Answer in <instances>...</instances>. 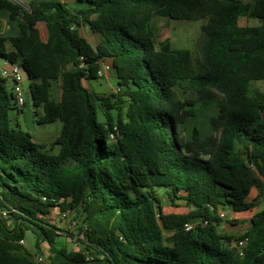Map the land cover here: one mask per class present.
<instances>
[{
  "label": "trees",
  "instance_id": "16d2710c",
  "mask_svg": "<svg viewBox=\"0 0 264 264\" xmlns=\"http://www.w3.org/2000/svg\"><path fill=\"white\" fill-rule=\"evenodd\" d=\"M29 5L0 0L19 29L0 36V60L18 64L29 80L33 106L43 111L36 122L60 121L62 130L46 144L15 128L19 105L0 77V264H36L21 244L28 232L38 254L48 245L51 264H264V209L254 212L249 202L254 190L264 196V92L250 91L264 81V0ZM158 18L208 20L198 69L191 51L158 41ZM241 18L258 24L242 26ZM85 26L97 32L95 47ZM106 61L117 77L109 94L88 85L102 78ZM179 91L191 97L183 103ZM214 102L210 133L183 136L187 121ZM181 204L186 213L166 209ZM72 212L82 218L77 234L53 220ZM225 221L249 225L234 235L219 231Z\"/></svg>",
  "mask_w": 264,
  "mask_h": 264
},
{
  "label": "rangeland",
  "instance_id": "374dc122",
  "mask_svg": "<svg viewBox=\"0 0 264 264\" xmlns=\"http://www.w3.org/2000/svg\"><path fill=\"white\" fill-rule=\"evenodd\" d=\"M24 1L29 3V0ZM247 1L251 2L252 0ZM3 14H5V12L0 11V18ZM155 23L159 29L158 41L169 39L173 49H185L191 51L193 55V65L195 69H198L196 63V51L201 43V26L206 25L208 23V20L204 19L200 21H182L158 18ZM257 24V21L252 19H240V25L242 26ZM4 26V22L0 20V36L5 37L8 35L19 34V29L17 26L13 25V28L8 29L6 32ZM42 31H44V36H46L44 28H42ZM82 35L88 40L91 45H93L94 47L96 46L98 36L93 26L83 28ZM106 63L108 65H111V61H106ZM8 84L12 85L11 82H8ZM88 85L93 91H100L106 94L112 93L117 88V77L114 68H110L109 72L105 77L99 78L97 80H90L88 82ZM255 90L264 92V81L252 82L250 85V91L251 93H253ZM23 91L26 99V105L25 107L19 106V109H14L11 112L12 125L15 128H20L24 131L30 132L33 135V140L36 143H52L54 139L60 134L62 130V123L58 121L46 125L38 124L36 122L38 117L35 113L38 112L39 115H42L43 111L41 108L36 109L33 106L32 97L29 89V80L27 78H25L23 81ZM53 96L57 99L60 98V82L54 84ZM179 97L182 99V102L185 103V100L187 98H190L191 94H183L179 91ZM215 106H217V102L213 103L212 108L199 109V111L197 112V116L193 119L188 120L184 127H182V135L186 138H189L190 136H192L194 129H196V131L202 136L208 135L210 133L209 120L212 116H215L218 113V109ZM99 120L102 121L101 116H99ZM57 152L58 149H56V151H54L53 153ZM159 193L163 194L164 189H159ZM252 201L255 202V204L257 205L254 212L261 211L264 209V196L261 193H253L249 198V202ZM168 211H176L180 213L182 210L168 209ZM248 216H251V214H248ZM81 221L82 218L80 217V215L75 212H72L68 215V218L65 221L59 222V224L60 227L69 230L73 234H77L79 232V227L82 225ZM242 226L243 225H240V227H232L228 224V222L225 221L219 231L228 234L240 235V233L245 230L244 226L243 229L241 228ZM35 241V236L31 232H28L26 234V238L23 244L26 249L34 255L38 254V251L35 248ZM66 244L69 249H72L74 245L72 242H67ZM41 247L43 249L42 254L47 255L49 253L48 245L44 243Z\"/></svg>",
  "mask_w": 264,
  "mask_h": 264
},
{
  "label": "built area",
  "instance_id": "2783aa9c",
  "mask_svg": "<svg viewBox=\"0 0 264 264\" xmlns=\"http://www.w3.org/2000/svg\"><path fill=\"white\" fill-rule=\"evenodd\" d=\"M14 3L18 4L25 10H30V5L29 3L25 2L24 0H12ZM5 65L9 66V69H0V77L7 79L12 83L13 86V91L17 100V104L19 106H24L26 104V99L23 91V81H24V75L20 69V66L18 64H13L9 65L8 63L5 62ZM110 70V65H108L106 62L102 63V66L99 71V75L102 77H105L107 73ZM1 214L6 217L7 216V211L2 210ZM224 217V214L221 215ZM68 217V214H61L58 215L57 217H54L53 220L55 219V222H62L65 221ZM186 230H192L194 229L193 224H186L185 225ZM21 244H24V240L21 241ZM245 240H240L237 244V249L239 253L242 255L243 253V248L245 247ZM33 259L36 262V264H51L48 256L45 254H33Z\"/></svg>",
  "mask_w": 264,
  "mask_h": 264
},
{
  "label": "crops",
  "instance_id": "0c3cea01",
  "mask_svg": "<svg viewBox=\"0 0 264 264\" xmlns=\"http://www.w3.org/2000/svg\"><path fill=\"white\" fill-rule=\"evenodd\" d=\"M29 1H31V0H29ZM60 1H63V0H60ZM64 1H65V2H71L72 0H64ZM0 20H1L2 22H4V24H5V26H4V28H5V32H6L8 29H12V28H13V25H14V24H12V23L9 21V16H8V13H7V12H5V14H3V15L1 16ZM86 27H88V26H85V27H83V28H86ZM42 28H45L43 24L40 25V29H41V31H42ZM83 28H82V29H83ZM81 31H82V30H81ZM45 34H46V31H45ZM42 35H43V37H46V36H44V31H42ZM12 36H17V34L8 35V36H5V37H12ZM7 49H8V51H12V50H13V47L11 46L10 43H7ZM0 69H9V66H8V65H5V63L2 62V61L0 60ZM23 75H24V74H23ZM25 78H26V77H25V75H24V79H25ZM257 192H259V191H257V190H254V191H253V193H257ZM253 193H252V194H253ZM180 206H181V207H179V209L182 210L180 213H186V212L188 211V209H186V208L183 207V206H184L183 204H181ZM166 209L168 210V209H172V208H170V207H166ZM175 209L179 210L178 208H175ZM174 212H175V211H174ZM251 217H252V215H251V216H248L247 214H236V213H232V214L230 215V218L241 219V220H245V221H247L248 219L250 220ZM249 220H248V221H249ZM248 225H249L248 222H247L246 224H243V226H244L245 229L248 227ZM243 226L241 227L242 229H243ZM237 227H238V226H237ZM239 227H240V226H239Z\"/></svg>",
  "mask_w": 264,
  "mask_h": 264
},
{
  "label": "water",
  "instance_id": "95a60500",
  "mask_svg": "<svg viewBox=\"0 0 264 264\" xmlns=\"http://www.w3.org/2000/svg\"><path fill=\"white\" fill-rule=\"evenodd\" d=\"M192 136H198V132L196 131V129L193 130Z\"/></svg>",
  "mask_w": 264,
  "mask_h": 264
}]
</instances>
